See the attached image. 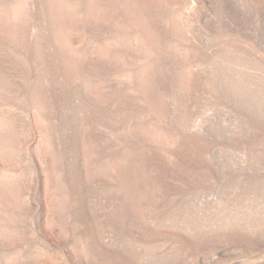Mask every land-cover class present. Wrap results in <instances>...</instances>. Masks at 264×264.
Returning <instances> with one entry per match:
<instances>
[{
    "label": "rangeland",
    "instance_id": "374dc122",
    "mask_svg": "<svg viewBox=\"0 0 264 264\" xmlns=\"http://www.w3.org/2000/svg\"><path fill=\"white\" fill-rule=\"evenodd\" d=\"M0 264H264V0H0Z\"/></svg>",
    "mask_w": 264,
    "mask_h": 264
}]
</instances>
